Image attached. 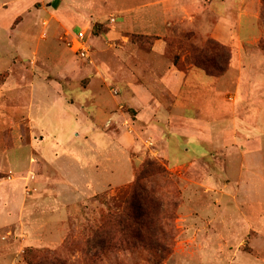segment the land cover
<instances>
[{
  "label": "rangeland",
  "instance_id": "rangeland-1",
  "mask_svg": "<svg viewBox=\"0 0 264 264\" xmlns=\"http://www.w3.org/2000/svg\"><path fill=\"white\" fill-rule=\"evenodd\" d=\"M149 3L167 9L163 34L121 36L119 12ZM158 40L159 62L185 79L142 116L123 80L147 76L122 54ZM208 41L229 50L223 74L200 66ZM148 160L165 171L170 253L158 264H264V0H0V264H45L48 252L87 264L82 241Z\"/></svg>",
  "mask_w": 264,
  "mask_h": 264
},
{
  "label": "trees",
  "instance_id": "trees-1",
  "mask_svg": "<svg viewBox=\"0 0 264 264\" xmlns=\"http://www.w3.org/2000/svg\"><path fill=\"white\" fill-rule=\"evenodd\" d=\"M197 52L203 57L211 55L200 63L210 74L219 75L227 70L230 53L225 46L208 41ZM164 174L163 167L150 160L136 172L128 192L121 199L113 200V208L103 217L100 226L82 241L80 251L87 264H99L115 251L132 253L140 249L152 251L149 262L158 264L160 255L170 253L163 231L166 220L161 217L160 196L155 184V177ZM118 204H122V210L117 209ZM44 258L45 264H67L59 255L49 252Z\"/></svg>",
  "mask_w": 264,
  "mask_h": 264
},
{
  "label": "crops",
  "instance_id": "crops-1",
  "mask_svg": "<svg viewBox=\"0 0 264 264\" xmlns=\"http://www.w3.org/2000/svg\"><path fill=\"white\" fill-rule=\"evenodd\" d=\"M147 5L148 6L145 8L153 9L144 12L141 11V8H139V12L136 14L132 13V9L119 12L121 14L119 21L121 22H119L118 25L122 31L121 36L124 34V31L134 32L136 30L143 31L147 34H163L162 32L157 31L156 23L165 18L164 12L167 13V9L160 11L159 5L152 3ZM118 34H120V32ZM159 41L161 40L157 41L153 52L149 54L141 55L140 53L127 52L122 54L125 62H132L134 65V72L132 71V75L139 72V74H146L147 76L145 83L141 82V80H138L139 82H134L133 78L130 80H126L124 78L123 80L126 88H124V90L126 92H131L133 97H135V100L138 102L139 107L143 109L142 116L148 112L149 115L154 114L155 110H153L154 107L151 106V104L158 101L155 93H160L163 90H169L172 95H178L185 79L184 74L177 73L174 68L166 67L159 62L163 59L164 54V46L161 45ZM122 140H126V137H122Z\"/></svg>",
  "mask_w": 264,
  "mask_h": 264
},
{
  "label": "built area",
  "instance_id": "built-area-1",
  "mask_svg": "<svg viewBox=\"0 0 264 264\" xmlns=\"http://www.w3.org/2000/svg\"><path fill=\"white\" fill-rule=\"evenodd\" d=\"M84 39L85 35L84 32H80L76 36V51L80 54L82 58H87L88 57V50L84 46Z\"/></svg>",
  "mask_w": 264,
  "mask_h": 264
}]
</instances>
